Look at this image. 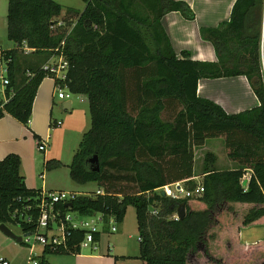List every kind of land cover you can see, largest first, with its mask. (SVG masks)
<instances>
[{
	"label": "trees",
	"instance_id": "1",
	"mask_svg": "<svg viewBox=\"0 0 264 264\" xmlns=\"http://www.w3.org/2000/svg\"><path fill=\"white\" fill-rule=\"evenodd\" d=\"M83 1L85 8L69 30L72 22L66 18L58 25L62 5L56 0H8L7 33L17 47L0 52L9 79L0 118L9 114L29 127L38 88L50 77L43 66L54 56L64 57L70 65L65 83L87 98L91 114V127L68 165L71 176L104 190L78 197L73 208L121 223L134 206L143 264H264V240L239 241L240 228L264 222V0H236L228 21L201 28L202 37L214 44L217 61L175 51L162 18L179 11L195 19L184 0ZM149 36L157 44L155 52ZM24 44L34 50L25 54ZM237 75L248 78L258 106L228 113L198 94L202 78ZM216 138L224 140L227 157L237 167L220 170L215 157L204 159V192L196 199L155 192L180 180L194 187L195 149ZM95 155L98 171L89 161ZM21 164L16 153L0 160V223L34 234L42 189L27 186ZM60 165L46 161V168ZM155 202L157 215L149 212ZM181 202L186 215L176 220ZM81 236L76 232L69 241L72 250L43 247L40 264H47L49 253L80 252L75 244Z\"/></svg>",
	"mask_w": 264,
	"mask_h": 264
},
{
	"label": "crops",
	"instance_id": "2",
	"mask_svg": "<svg viewBox=\"0 0 264 264\" xmlns=\"http://www.w3.org/2000/svg\"><path fill=\"white\" fill-rule=\"evenodd\" d=\"M184 1L188 2L192 7L196 15L195 19H187L179 11L168 12L162 18V24L167 34L170 36L175 51L178 55H180L181 51L188 50L191 52L194 60L217 61L218 56L214 44L212 41L202 37L201 28L216 27L220 23L228 21L236 0H214L217 1V5L211 2L213 0ZM64 13L65 10L62 6L61 14L64 15ZM6 14L7 11H4L3 9V0H0V39H2V34L7 31L8 27V18ZM3 50V47L0 45V52ZM4 63L5 62L0 58V76H7L6 66ZM20 79L21 74L18 76V81ZM6 87L7 86L0 84V99L3 102L8 100ZM198 94L201 97L215 101L228 113H238L251 109L258 106L260 103L248 78L245 75L220 78H202L199 80ZM72 106V100L62 99L56 95L54 91V80L51 77H45L40 84L34 99L29 127H26L9 114L0 118V160H2L9 153H16L20 155L22 159L21 173L25 176L26 184L29 188L57 190L48 187L45 181L42 182V185H37L36 183V156L39 151L38 141L47 140L49 143L52 126L60 127L61 124L56 125L57 121L53 123V113L55 107L71 111ZM210 140L212 139L207 140L204 146L197 147L195 149V167L198 150L209 148L208 145ZM46 161L47 157L44 152L42 162L43 168L46 167ZM228 161L227 164L229 167L226 169H233L238 166L237 162L230 159H228ZM249 177L250 172L246 174L245 178L248 180ZM71 191L79 193L83 192L76 190ZM261 225H264V222L240 228L239 241L244 244H251L264 240V237L260 235L263 230L262 228H259ZM106 228L107 227L105 226L103 232L113 234L109 231V228ZM119 231L120 229L117 232ZM102 233L100 234L99 239H97V243L101 242ZM96 246L94 248L83 249L78 253H65L69 254V257H71L67 264H91L92 262H98L99 264L100 262L101 264H143V261L140 258V244L139 247L133 251L125 248L119 249L117 246L114 249H111L109 246V252L105 254H98L95 252L97 251Z\"/></svg>",
	"mask_w": 264,
	"mask_h": 264
},
{
	"label": "rangeland",
	"instance_id": "3",
	"mask_svg": "<svg viewBox=\"0 0 264 264\" xmlns=\"http://www.w3.org/2000/svg\"><path fill=\"white\" fill-rule=\"evenodd\" d=\"M62 4L65 13L61 14L60 20L66 18L69 24V30L73 28L80 13L85 8V2L83 0H57ZM216 4L217 1H211ZM217 5V4H216ZM7 0H3V9L8 13ZM213 8V7H212ZM7 15V14H6ZM0 39V45L4 50L14 49L16 43L8 38L7 31L2 34ZM149 44L152 50L155 52L157 44L152 36L148 37ZM5 65V63H4ZM6 66V65H5ZM69 94V100H72V110L59 109L55 107L53 113V123L60 121V127L52 126L50 132V141L46 146L45 155L47 160H58L61 162L60 166L46 168L42 167L44 152L40 150L37 153L36 161V174L35 179L37 185H42L45 181L48 187L53 189H64L67 191L76 190L83 192H94L100 186L94 182L81 183L74 180L71 176L69 164L72 161L74 152L79 145L84 132L91 127V114L89 109V103L87 98L82 97L81 94L73 93L68 87L64 89ZM57 95V92H56ZM212 146V147H211ZM209 148L199 149L197 152V162L195 167V177L193 178L196 185H200L204 178V159L210 162L215 157V167L223 170L229 167L227 164V152L225 149L224 140L222 138H216L209 141ZM212 151V152H211ZM212 154V155H210ZM217 154V155H216ZM229 162V161H228ZM22 165V164H21ZM95 165V164H93ZM229 169V168H228ZM197 197V196H196ZM194 197V199H196ZM158 210L159 207L157 206ZM73 212V211H72ZM75 213V212H74ZM151 214V213H150ZM1 224V223H0ZM7 226L18 236L22 237L25 242L26 236L21 227L16 224H7ZM120 229L117 233L103 232L101 242L97 243L98 254H105L108 251V247L114 249L116 246L119 249L136 250L139 247V233L137 230V219L134 206H129L124 222H118L117 225ZM109 228V226H106ZM106 228V229H107ZM262 235L264 237V225H261ZM30 239L33 241L34 237ZM252 244V243H251ZM36 256L41 254L43 246L39 243H35ZM0 256L6 257L8 264H29L30 262V248L26 243L18 242L17 240L7 236L0 229ZM71 257L65 253H49L46 255L47 264H67ZM128 258V257H125ZM40 259V258H39ZM120 259V258H119ZM129 260V259H125ZM132 260V259H131ZM110 262V261H109ZM91 264H99L98 262H92ZM101 264V262H100ZM110 264V263H109Z\"/></svg>",
	"mask_w": 264,
	"mask_h": 264
},
{
	"label": "built area",
	"instance_id": "4",
	"mask_svg": "<svg viewBox=\"0 0 264 264\" xmlns=\"http://www.w3.org/2000/svg\"><path fill=\"white\" fill-rule=\"evenodd\" d=\"M65 22L60 20L58 25H64ZM27 44L23 46V52L29 54L32 52ZM69 62L64 57H53L44 64L45 70L49 76L54 80V91L57 96L62 99L69 98V94L64 91L67 88L66 80L68 77ZM0 84L7 86L9 79L7 76H0ZM61 122L57 121L56 125ZM47 140L38 141V149L42 152L46 151ZM194 178V177H193ZM187 180H180L170 183L155 189V192L171 197L175 200H182L185 198L196 197L202 195L204 187L202 184L189 187L186 184ZM97 195L104 194L102 188L95 191ZM164 193V194H163ZM80 196H92V192H75L67 190H42L39 202L40 214L37 219L38 230L34 234L26 236L25 243L30 248V262L29 264H40V255L36 256L35 243L41 246H50L52 248L63 247L72 250L69 247V241L74 240L76 232H81L82 236L79 242L75 245L79 247V251L88 248H94L97 244V234L104 231L105 226H109V231L114 233L119 230L118 221L115 217H111L110 221L106 223L105 217L101 213L82 214L80 211L73 208L72 203ZM65 204V206H62ZM157 202L151 205L149 212L153 215L159 214ZM73 211V212H72ZM75 212V213H74ZM173 218L180 220L177 212ZM21 220L30 223L32 218L29 216H20ZM33 236V241L30 237ZM0 264H8V260L4 256H0Z\"/></svg>",
	"mask_w": 264,
	"mask_h": 264
},
{
	"label": "water",
	"instance_id": "5",
	"mask_svg": "<svg viewBox=\"0 0 264 264\" xmlns=\"http://www.w3.org/2000/svg\"><path fill=\"white\" fill-rule=\"evenodd\" d=\"M262 61H263V67H264V15H263V37H262ZM89 161L92 164H95V170H100V163H99V158L98 155L93 156L92 158L89 159ZM247 179L243 180V185L245 186L247 184ZM164 194V193H163ZM68 205H72V203H68ZM177 215L179 219H183L186 215V209H185V203L181 202L179 205V208L177 210ZM0 229L9 237L17 240L18 242H22V237L16 235L5 223L0 224ZM30 235V233H25V236Z\"/></svg>",
	"mask_w": 264,
	"mask_h": 264
}]
</instances>
